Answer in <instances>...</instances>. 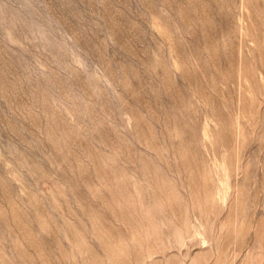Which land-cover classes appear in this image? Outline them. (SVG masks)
Wrapping results in <instances>:
<instances>
[{"label": "rangeland", "instance_id": "rangeland-1", "mask_svg": "<svg viewBox=\"0 0 264 264\" xmlns=\"http://www.w3.org/2000/svg\"><path fill=\"white\" fill-rule=\"evenodd\" d=\"M0 264H264V0H0Z\"/></svg>", "mask_w": 264, "mask_h": 264}]
</instances>
